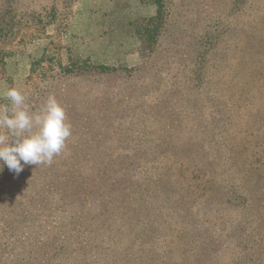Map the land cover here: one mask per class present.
Listing matches in <instances>:
<instances>
[{
  "label": "rangeland",
  "instance_id": "rangeland-1",
  "mask_svg": "<svg viewBox=\"0 0 264 264\" xmlns=\"http://www.w3.org/2000/svg\"><path fill=\"white\" fill-rule=\"evenodd\" d=\"M50 3L0 0V106L73 126L0 172V264H264V0H24Z\"/></svg>",
  "mask_w": 264,
  "mask_h": 264
},
{
  "label": "clouds",
  "instance_id": "clouds-1",
  "mask_svg": "<svg viewBox=\"0 0 264 264\" xmlns=\"http://www.w3.org/2000/svg\"><path fill=\"white\" fill-rule=\"evenodd\" d=\"M4 95L10 104L0 106V128L8 133L0 136V172L4 165L17 175L25 165L51 166L73 134L66 108L54 94H49L36 110L14 87Z\"/></svg>",
  "mask_w": 264,
  "mask_h": 264
},
{
  "label": "trees",
  "instance_id": "trees-1",
  "mask_svg": "<svg viewBox=\"0 0 264 264\" xmlns=\"http://www.w3.org/2000/svg\"><path fill=\"white\" fill-rule=\"evenodd\" d=\"M5 1L7 3H11V5L16 4L18 7H21V9H19V10L18 9H13V11L10 13V15H7V17L10 19L9 20L10 23L12 21L14 22L16 19H23V18H27V17H31V16H32V18H35L37 20V22H44V20H46L48 18L55 19V17H56L54 14L52 16V13L54 12V8H53L54 3H50L51 4V7H50L51 10L48 9L49 6L42 5L41 6V11H38V10L34 9L33 7H32V9H30L28 7V5H24V0H5ZM25 8H29V9L24 11ZM42 11H44V13ZM141 23L146 24L145 28H148L147 25L153 24L154 29L159 31V29H161L163 27V25H164L163 15H162V12H161V7H159L157 15L154 18L142 19V20H140V23H138V24H141ZM46 24L50 25V24H53V23L48 22ZM140 34H141V32H140ZM41 61H39V62H41ZM0 63H3L2 59L0 60ZM78 68L79 67L75 68L73 66H69L67 68H62L61 67V69L64 70L67 74L68 73H79V72H82V71L84 72L86 70V69H83V68H81V69H78ZM91 68L97 69V70H106V71H115V70H117L116 68L107 67V66L96 67L94 65H91Z\"/></svg>",
  "mask_w": 264,
  "mask_h": 264
},
{
  "label": "crops",
  "instance_id": "crops-1",
  "mask_svg": "<svg viewBox=\"0 0 264 264\" xmlns=\"http://www.w3.org/2000/svg\"><path fill=\"white\" fill-rule=\"evenodd\" d=\"M2 90H3V87H2Z\"/></svg>",
  "mask_w": 264,
  "mask_h": 264
}]
</instances>
